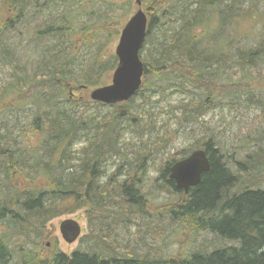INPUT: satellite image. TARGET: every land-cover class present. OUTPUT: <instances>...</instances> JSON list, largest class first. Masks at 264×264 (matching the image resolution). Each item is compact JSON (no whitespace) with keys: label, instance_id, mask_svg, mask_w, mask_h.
Returning <instances> with one entry per match:
<instances>
[{"label":"trees","instance_id":"trees-1","mask_svg":"<svg viewBox=\"0 0 264 264\" xmlns=\"http://www.w3.org/2000/svg\"><path fill=\"white\" fill-rule=\"evenodd\" d=\"M88 1L71 0L75 8L45 16L51 4L62 1L3 0L9 18L1 34L18 30L29 19L31 35L20 57L9 59L6 50L0 52V67L13 69L11 82L0 85V264H264L262 136L255 144L245 141L246 145L230 151L213 137L201 138L181 151L178 159L174 156L173 162L160 166L156 182L161 181L158 187L172 200L156 210L157 222L164 219L184 244L204 236L191 251L161 258L148 250L137 254L135 244L127 252V246L120 247L118 232H128L136 219L145 236V219L151 216L145 213L149 200L140 184L150 157L135 153L127 161L117 147L120 121L141 124L130 112L133 98L123 105L107 106L112 114L102 122L86 119V111L104 105L81 102L85 110L80 112L74 109L79 108L77 101L69 110L65 108L74 92L104 87V73L114 71L117 64L115 57L104 59L105 46L94 38L102 31L109 40L118 34L113 27L96 15L88 19L92 27L82 29L74 18L78 6ZM141 3L148 12L142 49L149 45L143 58L140 52L143 89L153 86L163 94L164 85L173 84L184 91L182 83L204 89L200 97L179 107L185 126L221 105L216 91L238 99L248 87L244 80L249 71L264 67V0ZM248 23L259 26L260 32L258 42L249 47L240 29ZM155 24L170 33L160 42L151 34ZM77 42L96 48L85 66L76 60ZM231 69L239 72L240 81L220 83L221 75ZM259 97L255 103L264 108V92ZM139 129L140 136L147 131ZM82 138H86L85 147L77 156L69 153ZM197 150L207 152L210 170L185 195L169 181V167ZM112 157L121 159L113 176H124V180L114 184L111 177L101 183L103 165ZM79 210H85L89 229L84 246L69 256L46 250L47 225ZM138 240L145 248L144 241Z\"/></svg>","mask_w":264,"mask_h":264},{"label":"rangeland","instance_id":"rangeland-1","mask_svg":"<svg viewBox=\"0 0 264 264\" xmlns=\"http://www.w3.org/2000/svg\"><path fill=\"white\" fill-rule=\"evenodd\" d=\"M60 1H62V3L51 4L48 11L45 12V16L49 13H51V15L52 13L53 15L59 14L62 12L63 8L65 9L68 7L69 9L70 7H76L75 5L70 6L71 0ZM104 2L106 4L101 0H89L87 4L82 2L78 6L80 11L79 13H75L74 18L77 24L79 23L78 25H81L82 29H85V26L88 28L92 27L93 22L88 21L89 18L96 15H98V17L102 16L101 21L105 20L108 25L113 27V31L118 33L110 37L109 40L107 38L108 35L104 34L102 31L95 34L94 38L96 42L105 46L103 57L108 60L115 57V48L118 43L120 31L126 21L136 12L137 7L135 5V0H104ZM247 7L248 6L245 5V8ZM141 8L143 12L148 14L146 11L147 8L143 4ZM70 15L73 18V15ZM7 18H9V16H7L4 10L3 0H0V52L6 50L7 54L5 56L12 59V57L15 56L20 57L19 51L25 48L27 40L30 38L31 26L28 19L25 23L17 27L18 30L4 31L1 34ZM172 18L174 19V17ZM168 26V24L165 25V27ZM153 27L154 29L151 31V34L158 42L164 39V35H170V33H166L164 29H158L157 24ZM240 29H243V33H245L243 34L246 38V43L244 42L245 46L249 47L255 45L260 39L259 26L248 23L247 27L242 25ZM76 44L78 46L81 45L80 42ZM146 45H144V48L141 50L142 58L146 52L145 48L147 49L149 47V45ZM157 46L158 45L153 48ZM79 49L80 54L78 53L76 60L81 62L82 65L80 66H85L93 58L96 48L95 46H80ZM15 52L18 53L15 54ZM20 64L21 62L18 61L17 65ZM11 73H13L12 68L7 66L0 67V85H2L4 81L11 82V78H9ZM112 73L113 71L104 73L102 84L109 85L111 83ZM241 77L238 71L231 69L226 72L225 75H221L219 81L222 83L226 80L227 84L233 82L237 83L240 81ZM162 84L164 85L165 82ZM244 84L248 87L240 94L238 99L237 95L228 96L226 92H224L225 96L222 97L216 91V94L220 97V103L223 105L207 112L190 126H185L182 123L179 107L188 104L195 97H200L204 89H197L190 86L188 83H182L181 87H183L184 91H181L172 86L173 84H170L164 85V92L162 94L161 91L155 89L153 86H151L150 89H143L142 86L140 91L133 98L134 101L131 103L130 112L133 118H140L141 124H137L136 126V124L131 123V121H120V130L122 129V134L118 139L117 147L119 152L126 156L127 161H132L135 153H144L150 157L145 161V176L140 186H142V190L149 200L145 213H148L151 218L149 220L145 219V236L140 233V226L136 224L138 219L135 220L136 223L130 225L131 228L128 232L126 230L118 232V239L116 241L121 248L124 249L125 246L128 247L125 249L126 252L129 250V247L135 244V247L138 248L137 254H143L144 251L148 250L150 254L158 253V256L161 258H166L176 255L178 251L187 254L198 243H201L203 239H205L204 236H201L193 242V239L189 238L187 243L184 244L179 233L166 223L164 219L157 222L159 218L155 216L157 213L156 210L158 211L163 204L172 200L171 196H167L164 192H161L158 187L161 184V181L156 182L159 176L158 170L162 164L173 162L174 156L178 159V155L181 151L190 149V147L194 145V142L201 138L213 137L215 140L220 141L226 150L230 151L236 146L239 148L243 147V145H246V142H248L249 145L255 144L254 140H257L261 136L264 137V108H261L255 103V100L260 99V94L264 92V67L250 70L248 76L245 77ZM93 89L95 88L74 92L72 97L69 96L71 101H69V104H66V110L72 108L73 103L78 101L77 104L79 108L75 107L74 109L84 112L85 108L82 104L85 101H90L89 94ZM189 91L191 92L190 94ZM69 92L71 91H68V94H70ZM251 96L253 98H251ZM111 114L112 108L110 109L107 106L99 109L90 106L86 111V119L102 122V120H109ZM24 115H26V113ZM138 126L145 127V129H147L148 126L149 128L140 136L138 134L140 131ZM85 145L86 138L79 139L73 144L69 153H74L73 155L77 156L79 150L84 148ZM261 146L264 149V140ZM120 161V158L112 157L103 165L105 177L102 178L101 183H106L107 179L111 177L115 178L114 184L121 183L124 180V176H113ZM72 164H74V162ZM262 189H264V184L262 185ZM66 220L75 221L81 229L80 238L71 245L64 243L59 234V226ZM47 230L49 236L44 241L46 250L60 251L69 256L79 247L84 246L82 240L89 233L85 210H79L74 214L64 215L52 220L47 225ZM138 237L144 241L145 248L142 244H139L141 242L140 240H138V242L136 241ZM45 255L46 254H44V256Z\"/></svg>","mask_w":264,"mask_h":264},{"label":"water","instance_id":"water-1","mask_svg":"<svg viewBox=\"0 0 264 264\" xmlns=\"http://www.w3.org/2000/svg\"><path fill=\"white\" fill-rule=\"evenodd\" d=\"M137 11L122 28L115 57L117 65L111 77V83L93 89L89 99L93 103L113 106L128 102L142 87L144 66L140 52L148 29L147 15L141 9V1L136 0ZM210 170V161L205 150L192 152L188 157L173 163L169 168V181L175 190L188 194L196 187L203 174ZM80 226L73 220L63 221L59 226L61 239L68 245L74 244L80 237Z\"/></svg>","mask_w":264,"mask_h":264}]
</instances>
